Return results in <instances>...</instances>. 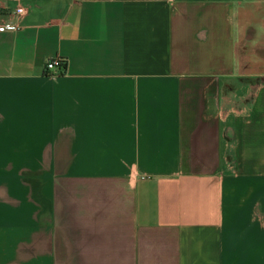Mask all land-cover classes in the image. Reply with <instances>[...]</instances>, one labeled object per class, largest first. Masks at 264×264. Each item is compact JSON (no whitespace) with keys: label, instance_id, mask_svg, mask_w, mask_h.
<instances>
[{"label":"crops","instance_id":"crops-1","mask_svg":"<svg viewBox=\"0 0 264 264\" xmlns=\"http://www.w3.org/2000/svg\"><path fill=\"white\" fill-rule=\"evenodd\" d=\"M0 6V264H264V0Z\"/></svg>","mask_w":264,"mask_h":264},{"label":"built area","instance_id":"built-area-1","mask_svg":"<svg viewBox=\"0 0 264 264\" xmlns=\"http://www.w3.org/2000/svg\"><path fill=\"white\" fill-rule=\"evenodd\" d=\"M26 13L27 11L24 6H19L16 9V15L19 21H21V19L26 15ZM19 28H20V23L8 24L1 27V29L5 31H17L19 30ZM66 66H67L66 60L60 57H55L46 62L47 71H59L60 73H65Z\"/></svg>","mask_w":264,"mask_h":264}]
</instances>
